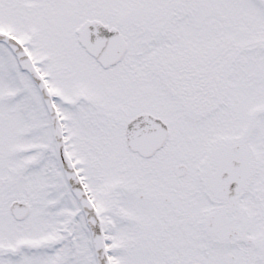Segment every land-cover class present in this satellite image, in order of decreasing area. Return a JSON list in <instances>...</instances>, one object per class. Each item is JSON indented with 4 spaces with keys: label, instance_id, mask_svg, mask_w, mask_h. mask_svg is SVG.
<instances>
[{
    "label": "snow or ice",
    "instance_id": "snow-or-ice-1",
    "mask_svg": "<svg viewBox=\"0 0 264 264\" xmlns=\"http://www.w3.org/2000/svg\"><path fill=\"white\" fill-rule=\"evenodd\" d=\"M0 264H264V0H0Z\"/></svg>",
    "mask_w": 264,
    "mask_h": 264
}]
</instances>
